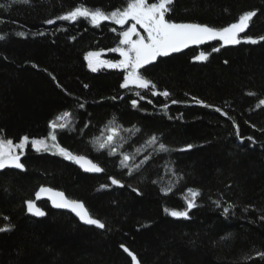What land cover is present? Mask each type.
Listing matches in <instances>:
<instances>
[{
    "label": "trees",
    "instance_id": "16d2710c",
    "mask_svg": "<svg viewBox=\"0 0 264 264\" xmlns=\"http://www.w3.org/2000/svg\"><path fill=\"white\" fill-rule=\"evenodd\" d=\"M81 4L111 11L124 0H0V134L14 142L46 138L49 122L70 111L72 123L57 130V143L104 169L86 174L57 149L36 152L29 145L21 157L25 170L0 172V227L13 226L0 233V264H131L121 244L142 264H264L258 256L264 252V41H213L218 52L206 45L158 57L140 70L156 89L121 88L122 71L92 72L85 55L116 47L123 29L111 21L95 27L84 18L56 20ZM171 9L167 19L214 27L257 10L241 35H264V0H174ZM202 51L211 54L196 61ZM165 90L169 97L152 95ZM109 127L119 130L115 153L96 142ZM152 135L158 141L150 145ZM159 143L168 151H159ZM124 154L132 157L127 167ZM41 186L84 201L106 227H84L47 203L45 218L30 217L25 202ZM189 188L201 193L189 218L165 213L187 207Z\"/></svg>",
    "mask_w": 264,
    "mask_h": 264
},
{
    "label": "snow or ice",
    "instance_id": "6c2138e0",
    "mask_svg": "<svg viewBox=\"0 0 264 264\" xmlns=\"http://www.w3.org/2000/svg\"><path fill=\"white\" fill-rule=\"evenodd\" d=\"M29 4L31 0H12V3ZM174 0H124V4L121 7H117L114 10L107 11L100 7L89 8L84 4L73 7L66 14L58 15L56 20L63 21H77L79 18L88 20L93 26L99 27L103 21H112L113 23L123 27L129 25L127 28L119 32V44L115 48L109 49L114 53H119L120 59L118 60H105L101 59L102 52H88L85 55V60L88 62V67L92 72L98 71L101 67L121 69L124 71L123 82L120 84L121 88H129L130 85H134L136 88L142 90H154L156 84L149 78L145 77L140 71L145 65H149L156 61L158 57H166L171 53L180 52L182 49L189 47L190 45H200L208 41L219 40L224 45H238L240 43L257 44L264 41V35L259 37H253L251 35H244L249 29L250 23L254 17L257 16V10L244 11L238 16L235 22L229 23L227 26L214 27L202 23H183L175 22L166 17L171 12V5ZM4 7V5H0ZM56 20L48 19L45 21L47 24H54ZM131 22V23H129ZM143 30L144 34L138 30ZM113 32L115 28L111 29ZM43 33H41L42 35ZM18 35H24V33H18ZM133 37H136L135 39ZM0 39H5L4 35H0ZM220 49L213 47L212 52H218ZM211 53L200 52L195 56L196 61H206ZM227 63V61H225ZM36 67V65H33ZM51 75V74H49ZM55 80V76H52ZM59 86V85H58ZM87 87V85H85ZM252 95L251 93H249ZM141 99L139 92L136 93ZM152 95H161L169 97L171 95L167 90L163 92L152 91ZM115 99V97H113ZM193 100L197 104L204 107H212V105L205 104L204 101L193 97ZM150 102V101H149ZM172 103H177L173 100ZM259 103L264 105V100H260ZM132 107L136 108L138 105L137 100L131 101ZM79 107L83 108L84 105L80 104ZM166 107V106H165ZM217 112L223 113L220 108L215 109ZM73 119V113L70 111H63L58 114L55 119L51 120L48 124L50 129L46 138L30 139L28 135H24L19 138V142H14L13 139L7 138L0 134V170L6 168H15L19 170H25V164L21 162V157L24 155L25 149L30 145L36 152L49 151L50 148L58 150V153L64 156L66 159L72 160L79 164L85 171L88 172H103L104 169L97 163H93L83 155H75L67 148L62 147L57 143V130L65 129L70 126ZM113 123V122H110ZM87 127V125H85ZM130 131V130H128ZM139 131V129H136ZM119 134V130L116 127H109L107 129V135L103 139L97 138V143L100 149L106 147L111 148V152L115 153L116 149L112 147ZM237 135H239V129L237 127ZM249 140L252 137H248ZM51 141L49 145L48 141ZM158 141L157 136L152 135L147 141L148 144H156ZM192 144L186 146L187 149H191ZM184 149H181L183 151ZM159 151H168L167 146L164 143H159ZM132 157L128 154H124L121 164L125 167L128 166ZM147 158L142 163H146ZM137 168L140 165L136 166ZM111 183L123 187L124 185L120 180L109 177ZM155 182V181H154ZM107 187V185H101V188ZM133 191L138 192L133 188ZM165 195H168L172 188L162 189ZM47 195L51 200L52 205L56 208L70 209L81 221L88 225H95L97 228L103 229L106 227L105 223L98 218H94L89 210L85 207L82 201L68 198L64 192L54 190L50 187L41 186L35 193V199H41L42 195ZM139 194V193H138ZM201 195L199 190L189 188L187 189V196L184 199L187 202V207L184 210L164 208V212L175 218H189V211L196 207V198ZM27 211L35 216H44L46 213L37 207L35 200H27ZM219 207V202H216ZM231 207L230 205L223 208V213L228 214ZM247 211V209H245ZM8 220V217H4ZM264 219V217H262ZM12 225L8 224L4 227H0V233L11 231ZM125 253L131 258V264H142L137 255L123 244L120 245ZM258 256L264 260V252H259Z\"/></svg>",
    "mask_w": 264,
    "mask_h": 264
},
{
    "label": "water",
    "instance_id": "95a60500",
    "mask_svg": "<svg viewBox=\"0 0 264 264\" xmlns=\"http://www.w3.org/2000/svg\"><path fill=\"white\" fill-rule=\"evenodd\" d=\"M206 43L207 42H205V43H203V44H200V45H190L189 47H187V48H184V49H182L180 52H176V53H184V52H186V51H188V50H192V49H196V48H198V47H202V46H204V45H206ZM171 54H173V53H171ZM185 150H191V149H185ZM88 158V157H87ZM89 159V158H88ZM91 160V159H90ZM94 163V162H93ZM78 165V167L84 172V173H86V174H90V175H99V174H101L102 172H88V171H85L84 170V168H82L79 164H77ZM43 187H50V186H43ZM40 188V187H39ZM39 188L36 190V192L39 190ZM50 188H53V187H50ZM54 190H57V191H62V190H59V189H56V188H53ZM35 192V193H36ZM62 192H64V191H62ZM35 193H34V196H33V199H31V200H35V202H36V205H37V207H39L41 210H43L45 213H46V215H44V216H35V215H33V214H31V213H29L28 211H27V205H26V203H25V210H26V213H27V215H29L30 217H33V218H36V219H43V218H45L46 216H47V210L44 208V207H42V204L43 203H47V205L49 206V208L51 209V210H53V211H60V212H66V213H68V214H70V215H72L78 222H79V224L80 225H82V226H84V227H88V228H95V229H98V230H103V229H100V228H97L95 225H88V224H85L83 221H81L80 219H79V217L78 216H76V214L75 213H73L70 209H66V208H56V207H54L53 205H52V202H51V200L50 199H48V197H47V195L45 194V195H42V197H41V199H39V200H36L35 199ZM65 193V192H64ZM65 195L67 196V194L65 193ZM68 197V196H67ZM69 198V197H68ZM79 201H81V200H79ZM83 203H84V201H82ZM84 205H85V207L88 209V207L86 206V204L84 203ZM89 210V209H88ZM90 212V211H89ZM91 214V213H90ZM126 247V246H125ZM122 249V248H121ZM122 251H123V249H122ZM124 252V251H123ZM124 254L130 259V261H131V258L127 255V253H125L124 252ZM138 257V256H137ZM139 259V258H138Z\"/></svg>",
    "mask_w": 264,
    "mask_h": 264
},
{
    "label": "rangeland",
    "instance_id": "374dc122",
    "mask_svg": "<svg viewBox=\"0 0 264 264\" xmlns=\"http://www.w3.org/2000/svg\"><path fill=\"white\" fill-rule=\"evenodd\" d=\"M104 22V21H103ZM112 22V21H111ZM113 23V22H112ZM129 23H131V22H129ZM115 24V23H114ZM115 25H117V24H115ZM118 27H120L121 29H125V28H127L129 25H124L123 27H121L120 25H117ZM138 30L141 32V34H144L143 33V30L142 29H139V26H138ZM118 38H119V36H118ZM134 39L136 38V37H133ZM215 41H219V40H215ZM213 43V41H208L207 43H206V45H208V47L210 48V49H212V45H210V44H212ZM220 43L221 44H223V42L222 41H220ZM205 45V46H206ZM113 48H115V47H113ZM89 52H102V56H101V59H105V60H117V58H116V56L118 55V57H119V59H120V56H119V53H114V52H111V51H105V50H103V51H99V49H94V50H91V51H89ZM107 54V55H106ZM86 63H87V67H88V62H87V60H86ZM88 69H89V67H88ZM90 70V69H89ZM102 70H117V69H114V68H106V67H101V68H99L98 69V71H102ZM120 72L122 71L123 73H124V71L123 70H121V69H118ZM97 72V71H96ZM121 72V73H122ZM122 73V74H123ZM129 87H135L134 85H130ZM136 88V87H135ZM18 143V142H17ZM48 143H49V145H51V141L49 140L48 141ZM53 149V148H52ZM90 159V158H89Z\"/></svg>",
    "mask_w": 264,
    "mask_h": 264
},
{
    "label": "bare ground",
    "instance_id": "6f19581e",
    "mask_svg": "<svg viewBox=\"0 0 264 264\" xmlns=\"http://www.w3.org/2000/svg\"><path fill=\"white\" fill-rule=\"evenodd\" d=\"M36 219V218H35Z\"/></svg>",
    "mask_w": 264,
    "mask_h": 264
},
{
    "label": "flooded vegetation",
    "instance_id": "af4514ba",
    "mask_svg": "<svg viewBox=\"0 0 264 264\" xmlns=\"http://www.w3.org/2000/svg\"><path fill=\"white\" fill-rule=\"evenodd\" d=\"M87 206V205H86Z\"/></svg>",
    "mask_w": 264,
    "mask_h": 264
}]
</instances>
